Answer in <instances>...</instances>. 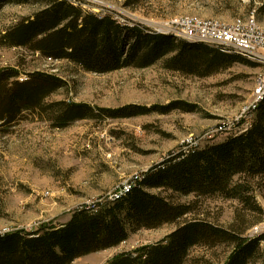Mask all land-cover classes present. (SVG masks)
Here are the masks:
<instances>
[{"label": "rangeland", "instance_id": "obj_1", "mask_svg": "<svg viewBox=\"0 0 264 264\" xmlns=\"http://www.w3.org/2000/svg\"><path fill=\"white\" fill-rule=\"evenodd\" d=\"M68 1L92 14H108L124 26L140 27L144 33L174 38L171 25L181 18L228 26L254 16L264 30V0ZM39 10L36 4L5 6L0 13V37ZM221 50L257 67L238 61L227 70L198 77L169 68L167 64L174 54H168L149 67H140L132 60L127 67L100 74L73 62L46 58L28 48L5 46L0 41V70L16 69L20 72L19 82L35 72L64 80L65 87L47 104L87 105L98 116L102 115L100 109L130 105L172 108V104L181 103L191 110L172 109L166 114L152 112L126 119L102 115L76 121L64 129L57 128L52 120L23 112L21 120L0 126V235L32 232L43 226L61 227L79 209L116 201L117 193L121 196L132 190L174 155L216 146L248 131L255 119L256 111L252 113L249 108L254 102L256 78L264 72V64L238 50ZM130 51L129 44L123 59ZM144 189L193 206L195 211L187 220L199 218L227 229L233 225L245 227L254 220L236 200L185 197L146 186ZM252 193L264 213V185L255 184ZM240 217L244 223L238 221ZM177 227L178 223L167 224L130 233L119 246L89 254L73 264H109L164 240ZM262 234L264 220L246 237ZM231 251L227 245L195 247L184 264H224Z\"/></svg>", "mask_w": 264, "mask_h": 264}, {"label": "trees", "instance_id": "obj_2", "mask_svg": "<svg viewBox=\"0 0 264 264\" xmlns=\"http://www.w3.org/2000/svg\"><path fill=\"white\" fill-rule=\"evenodd\" d=\"M14 4H36L40 10L8 29L0 37L3 45L73 62L88 72L110 73L129 66L132 60L140 67H149L168 54H174L167 64L169 68L198 77L212 76L238 61L257 67L220 48L124 26L108 14H92L68 0H0V13L5 6ZM129 44L131 51L123 59ZM19 77L16 69L0 70V126L21 120L23 112L52 120L57 128L64 129L76 121L102 115L126 119L152 112L166 114L172 109L191 111L181 103L172 104V108L130 105L100 109L102 115L98 116L87 105L47 104L66 85L59 77L40 72L28 74L24 82H19ZM258 183L264 185V100L248 131L216 146L174 155L122 198L79 209L61 227L43 226L32 232L0 235V264H73L89 254L119 246L130 233L177 223V229L164 240L109 264H184L193 248L220 245L232 250L224 264H264V234L246 237L264 220L252 193ZM144 186L185 197L236 200L254 220L245 227L233 225L228 229L199 218L187 220L195 211L193 206L147 192ZM239 219L244 223V218Z\"/></svg>", "mask_w": 264, "mask_h": 264}, {"label": "built area", "instance_id": "obj_3", "mask_svg": "<svg viewBox=\"0 0 264 264\" xmlns=\"http://www.w3.org/2000/svg\"><path fill=\"white\" fill-rule=\"evenodd\" d=\"M172 32L181 33L184 38L191 40H214L224 43L226 47H235L259 53L264 57V32L254 28L253 16L250 21L240 23L233 30H225L216 27H207L202 23L177 22L171 25ZM264 90V72L256 78L254 104L260 98ZM251 108V107H250ZM249 108V109H250ZM120 193L115 195V198Z\"/></svg>", "mask_w": 264, "mask_h": 264}, {"label": "bare ground", "instance_id": "obj_4", "mask_svg": "<svg viewBox=\"0 0 264 264\" xmlns=\"http://www.w3.org/2000/svg\"><path fill=\"white\" fill-rule=\"evenodd\" d=\"M178 21L179 22L202 23L204 26H207V27H216V28L225 29V30H233V29H235L238 26V24H240V23H236V24L227 26V25L221 24V23L216 22V21H206V20L201 21V20H197V19H194V18H181V19L175 20V22H173L172 24L177 23ZM248 21H250V20H248ZM253 22H254V28H256L259 31L264 32L263 29H260L258 27V24H257L254 16H253ZM243 23H245V22H243ZM173 35L176 37L177 40H180V41H182L181 40V38H182V39L189 40V42H194V43L201 42L202 44L209 45V46L216 47V48H220V49L238 50V51H240V52H242L244 54L252 56L255 60L260 61L262 64H264V57L260 56L259 53L246 51L244 49H236L235 47H226L224 45V43L216 42L214 40H191V39H187V38H184L181 33L173 32ZM263 100H264V90L261 91L260 98L256 101V103L254 104V102H253L251 104L250 110H251L252 113H254L257 110L258 106L260 105V103ZM129 190H127L126 192H128ZM125 193H121V196H123ZM121 196H118L117 199L120 198Z\"/></svg>", "mask_w": 264, "mask_h": 264}]
</instances>
